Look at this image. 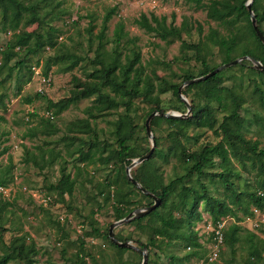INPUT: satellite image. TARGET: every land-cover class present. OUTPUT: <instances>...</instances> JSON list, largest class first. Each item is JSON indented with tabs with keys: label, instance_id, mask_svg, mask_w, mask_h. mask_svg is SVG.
Segmentation results:
<instances>
[{
	"label": "trees",
	"instance_id": "trees-1",
	"mask_svg": "<svg viewBox=\"0 0 264 264\" xmlns=\"http://www.w3.org/2000/svg\"><path fill=\"white\" fill-rule=\"evenodd\" d=\"M201 1L196 0V3L199 7L206 9V15L209 19L226 25H233L241 20L244 21L242 29H239V32L231 33V35L221 34L214 28L209 30L206 35L210 44L217 46L218 51L222 54L219 64L210 65L205 56L201 55L202 50L208 47L207 43L201 41L190 43L182 40V50H194L195 57L200 59L202 66L200 72L196 74L192 71L184 72L179 76L180 81H170L165 77L156 76L155 73H152V75L145 73L141 64L140 49L131 47L128 52L122 53L120 43L127 35L123 22L120 21L115 26L113 40L111 41L114 43V47L110 51L105 49L106 24L117 10V5H113L104 14L102 27L96 37L98 43L94 51L93 61L98 65V68L88 74V77L92 79L82 81L73 77L75 80V94L57 101L45 98L44 93L38 91L33 95L23 97L27 103H31L37 98L47 100V112L49 114L46 115L47 112L45 113V117L48 119L46 122L53 120L67 109L71 103L81 98L93 97V103L86 110L90 118L104 116L107 111L112 109L124 108V111L119 112L114 121V128L111 131L112 141L101 139L98 131L91 129L88 122L83 125V128L90 132L88 138L73 134H64L61 137V140L65 143L64 145L70 150V158L73 156L79 158L83 145L86 144L90 151V158L85 164L99 162L102 165H107L111 162L121 169V183L108 179L106 183L102 182L96 185L97 195L95 196H102L104 203L111 201L115 220L125 217L142 204L150 205L152 203V198L137 189L125 173V167L132 159L141 156L149 149L142 147L137 141L140 130L144 128L146 133V129L144 123L138 125L134 121L131 114L133 99L141 97L142 100L151 104L145 113V117H147L155 109L161 112L167 111L163 107V101L159 94L171 91L174 99L179 103L175 109L181 111L186 105L178 96V88L184 81L204 75L220 64L243 55L253 56L264 65V46L253 29L248 9L245 6L247 0H239L240 5H231L222 0H210L207 4H202ZM260 1L254 0L251 7L255 13L257 27L264 34L262 28L264 8L261 7ZM58 6L59 3L48 11L41 12L42 7L36 1L0 0V31L5 32V34L9 33L8 39L4 43H0V85L10 80L13 76L12 72L16 70L15 79H18V93L22 86L32 81L33 67L39 65V60H36L34 65L28 64L29 56L37 55L43 50L55 49L56 45L61 42L59 41L62 40L59 39L61 30L50 23H46V21H52L57 13H70L67 10L56 11ZM173 18L174 15H172L170 21H167L165 15L158 16L153 12L148 15L141 12L134 19V22L147 32L153 33L160 40L170 43L175 38H181V32L174 25ZM76 21L73 16L70 17V22L74 23ZM34 23L37 25L35 29H25ZM196 27L201 31L200 24H197ZM92 29L93 25H89V33ZM184 30L187 33L190 32L188 26ZM126 42L132 41L127 38ZM81 58V56L63 49L55 50L53 54L45 59V63L41 67V74L48 77L52 65L60 61L71 62L74 59ZM235 66L240 69L246 68L260 78L264 77L263 70L254 69L251 62L245 59L220 70L205 80L184 86L182 92L185 97H190L191 114L185 118L154 116L150 125H153L156 119L162 118L169 126L166 134L169 144L165 148H161L160 137L154 135L156 147L151 156L135 166L133 170L131 169L132 177L139 181L144 188L160 197L161 203L148 214L126 223L134 224L136 229L144 232L146 235L145 242L137 239V243L139 248L144 246L147 248L148 255L155 253L154 250L164 252L163 244L165 241L172 244L182 243L186 253L182 257L169 254L171 264L176 262L182 264L188 261L191 263L203 259L205 256L208 251L207 243L212 240L213 233L205 239V236L199 235L198 230L195 229L196 224L202 220L203 213H207L213 222L226 216H232L236 221H243L253 214V207L264 208V186L260 185V181H258L260 177L264 180V147H258L256 140L245 137L243 129L247 120L241 114L245 99L238 92L235 85L226 83L228 77H224V72ZM101 76L108 80L113 94L96 81ZM153 76L156 77V80H153ZM255 91L259 92L258 98L260 103L264 105V95L259 88H255ZM7 98V92L0 87V110L3 112L7 109L5 102ZM29 115L34 117L36 113L31 111ZM26 117L27 120L30 119L29 116ZM1 119L3 117L0 115ZM190 128L213 130L217 136H220V139L214 144L207 142L195 149L190 148L183 141L187 137ZM35 129L36 127L29 128L27 134L34 136ZM86 129L80 132H87ZM154 130L155 128H152V131ZM143 136L147 139V134ZM73 145V149H70L69 147ZM6 150L7 147L1 149L0 154ZM25 155H27V161H33L34 164L38 165L35 160L36 155L28 148L25 149ZM40 155L43 159L42 162L52 163L55 157L60 156V153L50 150L46 154V159L43 157L44 151H41ZM157 157L165 162L169 161L171 157L175 158L178 161V166L173 167L179 169L181 174L165 182L156 164ZM233 160L240 162L244 167L249 162L250 167L256 169V178L252 179L256 186L254 191L247 188L241 189L238 181L233 179L239 178L241 174L233 166ZM73 164L76 175H71L70 172L66 171V165L62 163L59 177L55 182L45 183L41 187L31 186L27 188L42 190L51 198L55 195L54 193L72 196L77 182V175L80 172H85V169L79 163ZM39 166L43 168V165ZM215 168L220 169L215 171ZM193 176L197 178L198 187L187 182ZM10 184H14V177L10 179V177L2 178L0 176V186ZM245 184L249 185V183ZM219 185L223 189L222 197H217L210 192V187L219 191ZM26 196L34 201L31 195L26 193ZM12 201L15 200L5 199L0 195V231L4 230L1 221L2 214L13 205ZM48 204L49 207L54 205L53 202ZM98 204H100L99 201ZM39 207L51 212V208L48 206L39 205ZM94 213L95 211H92L89 217V224L94 232H100L98 227L94 226ZM55 220L60 222L57 218ZM236 221L230 222L224 229L223 246L233 252L236 243L243 240L247 251V257L243 264H258L264 258V238L259 235V232L264 233V227H259L256 230L248 229L242 223ZM85 232L89 234L87 231ZM27 236V233H22L10 239L6 244L8 251L0 258V264H7L10 261L36 264L34 256L38 253V247L33 240L27 241ZM115 236L120 241L131 239L128 238L130 236L124 237L119 233H115ZM105 237L116 251L130 250L115 245L109 239L108 232H105ZM165 245L167 246V244ZM222 251L219 252L217 259L220 258ZM86 256H91V253L82 242L75 254L76 262L86 264ZM217 259L214 261L204 260L202 264L215 263ZM151 262L150 259L149 263Z\"/></svg>",
	"mask_w": 264,
	"mask_h": 264
},
{
	"label": "rangeland",
	"instance_id": "rangeland-1",
	"mask_svg": "<svg viewBox=\"0 0 264 264\" xmlns=\"http://www.w3.org/2000/svg\"><path fill=\"white\" fill-rule=\"evenodd\" d=\"M25 1L38 2L42 7L41 12L48 11L58 3L59 6L56 11L67 10L70 12L69 14L57 13L52 21H46V23H50L61 30L59 39L62 40H59L61 42L56 45V48L50 51L43 50L37 55H31L27 62L30 65H34L36 60H39V65L36 68L41 72L45 59L53 54L55 50L63 49L82 57L71 62L60 61L51 66L48 73L50 81L48 84L43 85V93L45 98L52 101L75 94V80L73 77L82 81L92 79L88 77V74L98 68V65L93 61L94 51L98 43L96 37L102 27L104 14L113 5H117V10L106 24L105 49L110 51L114 47V43L111 42L114 29L116 24L121 21L124 23V30L127 32L126 37L120 43L122 53L128 52L131 47L140 49L141 64L145 73L151 75L155 73L156 76L165 77L170 81H180L179 76L184 72L192 71V73L196 74L202 70L201 61L195 57L194 50H182V40L190 43L199 41L207 43L208 47L202 50L201 55L205 56L210 65H215L221 62L222 54L218 51L217 46L211 45L207 40L206 35L209 30L214 28L221 34L231 35V33L239 32V29H242V25H244L243 20L233 25H226L209 19L206 15V9L199 7L196 0ZM209 1L202 0L201 2L202 4H207ZM222 1L231 5H240L239 0ZM260 4L264 8V0H261ZM141 12L148 15L151 12L158 16L165 15L167 21H170L172 15H174L173 22L177 30L181 32V38H175L172 42L167 43L160 40L153 33L147 32L134 22V19ZM71 16L77 21L74 23L70 22ZM197 24L202 27L201 31L197 29ZM89 25H93L91 33L88 31ZM36 26V23H34L25 29L33 30ZM187 26L190 29L189 33L184 30ZM262 28L264 30V22L262 23ZM8 35L9 33L5 34V32L0 31V43H4L8 39ZM127 38H130L132 42H126ZM16 72L14 70L11 79L0 85L1 89L8 94V98L5 99L7 109L5 112L0 110V115L3 117L0 120V150L7 147V150L0 154V176L2 178L10 177V179L14 177V184H10L11 196L9 194V199L15 200L12 201L13 205L7 209L8 211L6 210L2 214L1 221L4 230L0 231V258L8 251L6 244L12 237L27 233L26 240H33L38 247V253L34 256L36 264H79L76 262L75 254L82 242L91 253V256H86L85 258L86 264H141L142 256L139 251L133 249L116 251L109 244L105 237V232H108L110 224L116 221L113 216L111 201L104 203L102 196H95L97 195L96 185L98 183H106L108 179L121 183V169L111 162L107 165H102L99 162L85 164L90 158V151L86 144L83 145L79 158H77L78 156L70 158V150L67 149L64 145L65 143L61 140L64 134L88 138L90 132L83 128V125L88 122L91 129L98 131L101 139L112 141L111 131L114 128V121L118 117V113L124 111V108L112 109L107 111L104 116L90 118L86 110L93 103V97L81 98L71 103L67 109L53 120L46 122L48 120L45 117L47 100L45 98H37L31 103H27L23 98L26 95H33L37 91L36 89L39 86L38 75L34 73L32 81L22 86L17 93L18 79H15ZM23 74L25 75V73ZM224 77H228L226 83L235 85L238 92L245 99L241 110V114L247 120L243 129L245 137L256 140L258 147H264V105L260 103L258 98L259 92L255 91V88H259L264 95V77L260 78L248 69H240L236 66L226 70ZM153 80H156L155 76H153ZM96 81L113 94L107 79L101 76ZM159 97L162 99L163 107L167 111L186 112V106L182 108L184 112L175 109L179 103L174 99L171 91L161 93ZM186 98L189 101L190 97ZM150 106L151 104L142 100L141 97L133 99L131 114L138 125H142L145 122V113ZM31 111L36 113L34 117L29 115ZM26 116H29L30 119L27 120ZM151 126L153 129L155 128L153 131L154 135L160 137V147L165 148L169 144L166 139L169 126L162 118L156 119ZM32 127H36L34 136L27 134L28 129ZM85 129L87 132H80ZM143 135H146L144 128L138 134V143L144 148H150V139L147 136V139L144 138ZM219 139L220 136H217L213 130L190 128L187 137L183 141L186 142L188 147L195 149L207 142L214 144ZM74 145L69 148L73 149ZM26 148L36 155L35 160L38 165L34 164L33 161H27ZM50 150L59 152L60 156L55 157L52 163L42 162L43 159L40 152L44 151L43 157L46 159V154ZM62 163H65L66 171L70 172L71 175H76L73 163H79L85 169V172H80L77 175V182L72 196L54 193L55 195L50 201L54 205L49 207V204H45L51 208V214L50 211L42 209L38 203L28 198L22 190L23 187H41L45 183L55 182L59 177ZM156 164L165 182L181 174L179 169L173 167L178 166V161L173 157L167 162L157 157ZM39 165H43V168H40ZM233 166L241 173L239 178H233L238 181L241 189L247 188L250 191H254L256 186L252 179L256 178V169H252L249 162L244 167L236 160H233ZM219 169L215 168L214 170L219 171ZM260 179L261 177L258 179L260 185L264 186V180ZM187 182L192 186H199L195 176L191 177ZM245 183H249V185ZM222 191L223 189L220 185L219 191L210 187L211 194L217 197H222ZM98 201L100 204H98ZM143 206H146V203L138 207ZM92 211H95L94 226L96 225L100 232H94L89 224V217ZM58 213L64 215L63 220L59 219L60 222L55 220L56 218L58 219ZM203 214L208 215L207 213ZM243 224L247 228L251 227L248 221H244ZM199 225L200 223L195 228L201 231L198 227ZM261 227H264V225ZM85 231L89 234H86ZM114 233H119L124 237L130 236L128 238L131 239L128 240L137 246V239H141V242H145L146 239L144 232L136 229L134 224L129 223L115 227ZM259 235L264 238V233L259 232ZM171 244V242L165 241L163 244L164 252L154 250L155 253L148 255L147 264H171L169 254L182 257L186 253L182 243ZM234 247V251L231 252L229 248L223 246L224 249L222 248L223 251L220 258L211 264H243L247 257L245 242L240 240ZM150 259L152 260L151 263H149ZM193 263L188 261L182 264ZM7 264H24V262L10 261ZM174 264H179V262ZM258 264H264V258Z\"/></svg>",
	"mask_w": 264,
	"mask_h": 264
},
{
	"label": "water",
	"instance_id": "water-1",
	"mask_svg": "<svg viewBox=\"0 0 264 264\" xmlns=\"http://www.w3.org/2000/svg\"><path fill=\"white\" fill-rule=\"evenodd\" d=\"M254 0H247L245 2V6L248 9L249 12V17L253 26L254 31L256 32L259 40L261 41V43L264 46V34L260 31V29L257 27L256 24V17H255V13L251 7L252 3ZM249 60L251 62V66L256 69V70H263L264 71V65L257 59H255L253 56L250 55H243L237 58L232 59L231 61L225 62L220 64L219 66H217L216 68H214L213 70L209 71L208 73L201 75V76H197L194 78H191L189 80L184 81L178 88V96L180 97V99L185 103L186 105V112L184 113H180L177 111H165V112H161L160 110H153L145 119L144 125H145V129H146V134L147 137L150 139L151 141V146L148 149V151H146L144 154H142L139 157H136L134 159H132V161L125 167V173L127 178L131 181V183L133 185H135V187L137 189H139L143 194L149 196L152 198V203L150 205H146L143 207H137L135 209H133L130 213H128L125 217L118 219L114 222H112L109 226L108 229V236L109 239L118 247L121 248H129V249H133L136 251H139L141 256H142V260H141V264H147V259H148V252H147V248L144 246L142 248H139L136 244H134L133 242H131L130 240H125V241H120L116 238L115 233H114V228L122 225L130 220H133L135 218H139L142 217L146 214H148L149 212H151L152 210L156 209L160 203H161V199L160 197H158L157 195H155L154 193H152L151 191H149L148 189L144 188L141 183L139 181H137L136 179H134L131 175V169L135 166H137L138 164L142 163L143 161L147 160L151 154L153 153L155 147H156V143H155V138H154V133L152 131L150 122L152 120V118L154 116H164V117H168V118H173V117H179V118H185L188 117L191 114V104L190 102L187 100V98L184 96L183 92H182V88L188 84H191L193 82H197V81H201V80H205L208 77L214 75L215 73L219 72L222 69H225L227 67H230L236 63H239L243 60Z\"/></svg>",
	"mask_w": 264,
	"mask_h": 264
},
{
	"label": "built area",
	"instance_id": "built-area-1",
	"mask_svg": "<svg viewBox=\"0 0 264 264\" xmlns=\"http://www.w3.org/2000/svg\"><path fill=\"white\" fill-rule=\"evenodd\" d=\"M35 75H38L39 79V86L36 89L38 92H43V85H46L49 83L50 78L45 77L41 74L40 70H38L36 67H33ZM49 113L47 112L46 115ZM25 194H29L33 197L34 201L38 203L39 205L46 206L45 204L49 203L51 201V196L45 194L42 190L39 189H30L27 187H23L22 190ZM10 192V193H9ZM9 194L11 196V188L10 185L8 186H0V195L5 198L9 199ZM253 214L247 218H245L243 221H238V223H244L248 221V223L251 224L250 228L257 229L264 225V209L253 207L252 208ZM58 219L63 220L64 215L61 213H58ZM236 221L234 217L232 216H226L218 219L217 221L213 222L209 215H202V220L199 221L200 225L198 226L201 231H199L198 228H195L198 230L199 235H204L205 239L207 236H209L211 233H213L212 240L207 243L208 251L206 252L203 259H200L198 261H195L193 264H202L204 260L207 261H214L217 259L219 252L223 248V233L224 229L227 227V225L230 222ZM237 222V221H236ZM197 223V224H198ZM196 224V225H197ZM244 225V224H243Z\"/></svg>",
	"mask_w": 264,
	"mask_h": 264
}]
</instances>
